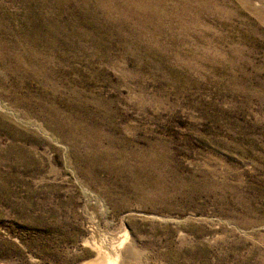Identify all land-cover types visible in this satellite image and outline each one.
Instances as JSON below:
<instances>
[{"label":"rangeland","instance_id":"1","mask_svg":"<svg viewBox=\"0 0 264 264\" xmlns=\"http://www.w3.org/2000/svg\"><path fill=\"white\" fill-rule=\"evenodd\" d=\"M109 256L264 264V0H0V264Z\"/></svg>","mask_w":264,"mask_h":264},{"label":"bare ground","instance_id":"2","mask_svg":"<svg viewBox=\"0 0 264 264\" xmlns=\"http://www.w3.org/2000/svg\"><path fill=\"white\" fill-rule=\"evenodd\" d=\"M211 1L212 0H210V2ZM229 4H232V0H229ZM101 264H117V260H116V258H113V257L109 256V257H106L104 260H102Z\"/></svg>","mask_w":264,"mask_h":264}]
</instances>
